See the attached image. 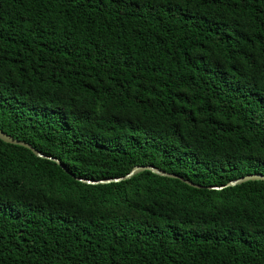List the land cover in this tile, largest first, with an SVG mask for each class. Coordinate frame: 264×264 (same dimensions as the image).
I'll return each instance as SVG.
<instances>
[{"label":"trees","instance_id":"obj_1","mask_svg":"<svg viewBox=\"0 0 264 264\" xmlns=\"http://www.w3.org/2000/svg\"><path fill=\"white\" fill-rule=\"evenodd\" d=\"M0 129V264H264V0H0Z\"/></svg>","mask_w":264,"mask_h":264},{"label":"water","instance_id":"obj_2","mask_svg":"<svg viewBox=\"0 0 264 264\" xmlns=\"http://www.w3.org/2000/svg\"><path fill=\"white\" fill-rule=\"evenodd\" d=\"M0 140L6 144L24 147V148L30 150L35 156H37L39 158L51 160V161L57 163L58 165L61 166V168H63L66 172H68L66 167L58 159H55V158L50 157V156H46L45 154H43L42 152H40L39 150L34 148L31 144L24 142V141H21V140H18V139H15L14 137L6 134L2 129H0ZM144 171H150V172H152L158 176H162V177L179 179L182 182L188 184L189 186H192L195 188H203L202 186L194 184L191 181L184 179L183 177L177 176L175 174H170V173L164 172V171H162L156 167H153V166H136L132 169V171L128 175H126L124 177L115 178V179H106V180H101V181H93V180H89V179H80V178H77L75 176H73V177L76 180H78L82 183H85V184H89V185L110 184V183H117V182H120V181H123L126 179H130L133 176H135L141 172H144ZM250 181H263L264 182V175H261V174L248 175V176H245L243 178L231 181L224 187H208V189L221 190V189H224L227 187L239 186V185H242V184L250 182Z\"/></svg>","mask_w":264,"mask_h":264}]
</instances>
